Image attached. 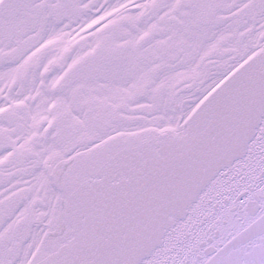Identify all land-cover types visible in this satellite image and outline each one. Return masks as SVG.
<instances>
[{"label":"snow or ice","instance_id":"obj_1","mask_svg":"<svg viewBox=\"0 0 264 264\" xmlns=\"http://www.w3.org/2000/svg\"><path fill=\"white\" fill-rule=\"evenodd\" d=\"M0 264H264V0H0Z\"/></svg>","mask_w":264,"mask_h":264}]
</instances>
